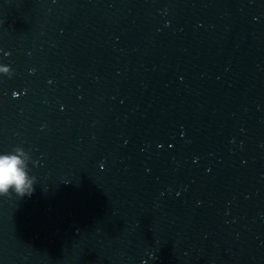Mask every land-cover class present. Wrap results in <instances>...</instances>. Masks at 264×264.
Returning <instances> with one entry per match:
<instances>
[{
    "label": "water",
    "instance_id": "obj_1",
    "mask_svg": "<svg viewBox=\"0 0 264 264\" xmlns=\"http://www.w3.org/2000/svg\"><path fill=\"white\" fill-rule=\"evenodd\" d=\"M0 264H263L264 0H0Z\"/></svg>",
    "mask_w": 264,
    "mask_h": 264
},
{
    "label": "clouds",
    "instance_id": "obj_2",
    "mask_svg": "<svg viewBox=\"0 0 264 264\" xmlns=\"http://www.w3.org/2000/svg\"><path fill=\"white\" fill-rule=\"evenodd\" d=\"M30 162L39 164V161H32L30 153L23 147L0 154V197L15 195L23 198L34 193L37 177L30 174Z\"/></svg>",
    "mask_w": 264,
    "mask_h": 264
}]
</instances>
